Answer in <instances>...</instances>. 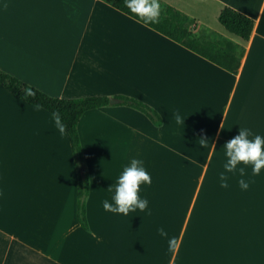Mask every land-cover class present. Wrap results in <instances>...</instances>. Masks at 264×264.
Listing matches in <instances>:
<instances>
[{
  "label": "crops",
  "instance_id": "obj_1",
  "mask_svg": "<svg viewBox=\"0 0 264 264\" xmlns=\"http://www.w3.org/2000/svg\"><path fill=\"white\" fill-rule=\"evenodd\" d=\"M160 1L194 20L196 36L244 46L239 71L103 0H0L1 70L54 98L132 97L162 119L120 102L83 114L84 229L67 131L0 84V264H264V170L246 166L248 190L238 172L219 183L239 126L264 135V0ZM225 7L254 21L247 43L220 24ZM133 158L151 175L140 192L150 211H106Z\"/></svg>",
  "mask_w": 264,
  "mask_h": 264
},
{
  "label": "trees",
  "instance_id": "obj_2",
  "mask_svg": "<svg viewBox=\"0 0 264 264\" xmlns=\"http://www.w3.org/2000/svg\"><path fill=\"white\" fill-rule=\"evenodd\" d=\"M103 1L232 73H237L241 68L245 54L244 46L236 45L226 39L196 36L193 32L194 20L162 1H160L161 15L154 22H148L136 18L135 14H130L123 0ZM219 22L226 31L240 38L243 43L250 40L255 26L251 18L230 7H225L221 11ZM0 84L22 101L48 111L67 131L78 175L77 217L81 226L88 229L86 201L90 191V181L85 168L78 125L85 112L109 106L111 98L107 96L77 99L54 98L1 69ZM115 98L119 99L120 105L142 112L155 125L161 126V116L148 104L127 96L120 95Z\"/></svg>",
  "mask_w": 264,
  "mask_h": 264
},
{
  "label": "clouds",
  "instance_id": "obj_3",
  "mask_svg": "<svg viewBox=\"0 0 264 264\" xmlns=\"http://www.w3.org/2000/svg\"><path fill=\"white\" fill-rule=\"evenodd\" d=\"M123 4L130 14H135L136 18L148 22L156 21L162 11L160 0H123ZM175 120L177 123L185 121L179 113L175 114ZM223 149L226 160L223 163L224 171L219 173L220 186L228 188L229 176L227 174L238 172L240 188L248 190L250 182L245 178L247 175L246 166H251L253 175H260L264 170V135L253 134L249 128L239 126L238 134L227 141ZM144 184H151V175L144 167L142 160L133 158L131 164L124 167L117 182L109 188V190L114 188L112 202L105 199L102 202L103 208L106 211L124 215L137 209L150 211L148 199L140 195L141 186ZM159 231L162 235H166L162 228ZM168 245L170 250L174 249L176 239L170 238Z\"/></svg>",
  "mask_w": 264,
  "mask_h": 264
},
{
  "label": "water",
  "instance_id": "obj_4",
  "mask_svg": "<svg viewBox=\"0 0 264 264\" xmlns=\"http://www.w3.org/2000/svg\"><path fill=\"white\" fill-rule=\"evenodd\" d=\"M119 102H120L119 99H114V98L110 99L111 104H118Z\"/></svg>",
  "mask_w": 264,
  "mask_h": 264
}]
</instances>
